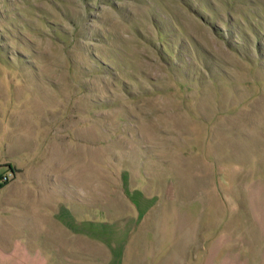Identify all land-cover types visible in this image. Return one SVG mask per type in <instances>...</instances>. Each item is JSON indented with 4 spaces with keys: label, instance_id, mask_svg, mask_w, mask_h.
Segmentation results:
<instances>
[{
    "label": "rangeland",
    "instance_id": "1",
    "mask_svg": "<svg viewBox=\"0 0 264 264\" xmlns=\"http://www.w3.org/2000/svg\"><path fill=\"white\" fill-rule=\"evenodd\" d=\"M0 155V264L37 263L32 197L110 232L136 198L189 219L264 182V0H0Z\"/></svg>",
    "mask_w": 264,
    "mask_h": 264
},
{
    "label": "crops",
    "instance_id": "2",
    "mask_svg": "<svg viewBox=\"0 0 264 264\" xmlns=\"http://www.w3.org/2000/svg\"><path fill=\"white\" fill-rule=\"evenodd\" d=\"M5 166L16 175L22 171L0 155V180ZM30 203L31 213L15 215L16 246L21 252L30 247L36 264H264V182L238 196L210 197L202 207L195 203L189 219L178 198H136L110 232L86 214L57 212L59 200L51 196ZM7 213L0 195V255L9 241Z\"/></svg>",
    "mask_w": 264,
    "mask_h": 264
},
{
    "label": "built area",
    "instance_id": "3",
    "mask_svg": "<svg viewBox=\"0 0 264 264\" xmlns=\"http://www.w3.org/2000/svg\"><path fill=\"white\" fill-rule=\"evenodd\" d=\"M10 174L11 175H5V174H3L2 176H1V180H3V179H9L10 177H13V175H14V173H13V171H10Z\"/></svg>",
    "mask_w": 264,
    "mask_h": 264
},
{
    "label": "trees",
    "instance_id": "4",
    "mask_svg": "<svg viewBox=\"0 0 264 264\" xmlns=\"http://www.w3.org/2000/svg\"><path fill=\"white\" fill-rule=\"evenodd\" d=\"M10 171H13L12 169H10ZM9 179H3V180H0V186H2L3 184L7 183Z\"/></svg>",
    "mask_w": 264,
    "mask_h": 264
}]
</instances>
